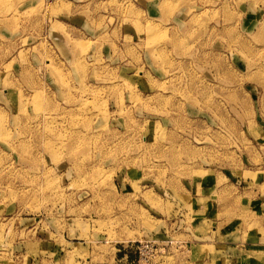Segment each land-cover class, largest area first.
Here are the masks:
<instances>
[{"label": "rangeland", "instance_id": "rangeland-1", "mask_svg": "<svg viewBox=\"0 0 264 264\" xmlns=\"http://www.w3.org/2000/svg\"><path fill=\"white\" fill-rule=\"evenodd\" d=\"M260 184L264 0H0V264H196Z\"/></svg>", "mask_w": 264, "mask_h": 264}, {"label": "crops", "instance_id": "crops-1", "mask_svg": "<svg viewBox=\"0 0 264 264\" xmlns=\"http://www.w3.org/2000/svg\"><path fill=\"white\" fill-rule=\"evenodd\" d=\"M246 193L251 196L247 213L252 217L238 219L237 222H234L233 218L230 222H227V219H216L213 204L204 201L198 206L209 207L207 212L196 217V225L192 228L188 226L189 231L194 232L191 242H194L197 248L208 246L209 252L208 257L196 264H211V248L214 249V255L219 248L225 264H264V186L260 184L254 189H247ZM231 212L233 214L232 209ZM120 260L121 258L117 259L118 262Z\"/></svg>", "mask_w": 264, "mask_h": 264}, {"label": "built area", "instance_id": "built-area-1", "mask_svg": "<svg viewBox=\"0 0 264 264\" xmlns=\"http://www.w3.org/2000/svg\"><path fill=\"white\" fill-rule=\"evenodd\" d=\"M151 252L152 251L149 248V246H145V248L143 250L139 249L138 250V259L136 260V264H159L158 262H161V261H158V259L160 257L156 259L157 256H153V255H148L147 257L145 256V254H149ZM161 263H163V262H161Z\"/></svg>", "mask_w": 264, "mask_h": 264}]
</instances>
